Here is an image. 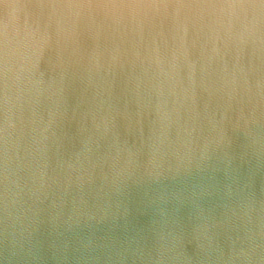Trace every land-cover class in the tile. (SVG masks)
I'll use <instances>...</instances> for the list:
<instances>
[{"label": "clouds", "instance_id": "1", "mask_svg": "<svg viewBox=\"0 0 264 264\" xmlns=\"http://www.w3.org/2000/svg\"><path fill=\"white\" fill-rule=\"evenodd\" d=\"M0 264H264V0H0Z\"/></svg>", "mask_w": 264, "mask_h": 264}]
</instances>
